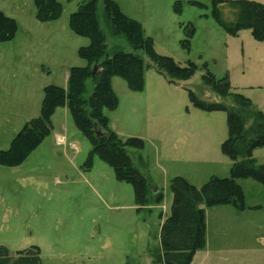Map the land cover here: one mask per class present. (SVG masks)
Listing matches in <instances>:
<instances>
[{
    "label": "rangeland",
    "instance_id": "rangeland-1",
    "mask_svg": "<svg viewBox=\"0 0 264 264\" xmlns=\"http://www.w3.org/2000/svg\"><path fill=\"white\" fill-rule=\"evenodd\" d=\"M60 17L40 23L33 0H0V11L15 20L14 38L0 43V151H6L25 123L41 115L43 90H67L72 68L86 67L78 56L89 40L69 28V17L87 0H57ZM120 11L141 26L153 51L181 67L196 66L191 78L169 84L154 69L144 51L142 88L131 91L120 77L111 78L117 107L103 110L108 129L122 141L138 139L141 147L125 148L134 168L151 189L162 195L139 206L129 184L94 155L88 139L76 128L68 107L51 116V131L18 166L0 165V246L11 253L39 249L41 264H156L160 226L170 214V182L181 177L200 188L211 177H228L231 161L222 150L227 140L226 115L193 107L185 89L208 103L224 99L202 83L207 70L227 78L231 91L251 100L264 114V41L249 30L229 35L216 22L211 0H113ZM218 9L228 23L236 12L222 0ZM264 5V0H245ZM107 52L132 53V45L108 32L102 20ZM189 48L182 45L190 27ZM152 66V65H151ZM94 68L93 65H90ZM89 67V68H90ZM85 98L93 92L87 81ZM250 125L247 119L245 126ZM57 138L61 142L57 141ZM264 164V146L253 152ZM244 209L203 204L204 244L190 264H264V184L237 180Z\"/></svg>",
    "mask_w": 264,
    "mask_h": 264
},
{
    "label": "trees",
    "instance_id": "trees-1",
    "mask_svg": "<svg viewBox=\"0 0 264 264\" xmlns=\"http://www.w3.org/2000/svg\"><path fill=\"white\" fill-rule=\"evenodd\" d=\"M33 3L35 19L40 23L55 21L61 15L62 6L57 0H33ZM99 3L103 5L102 20L108 32L127 39L132 45V53L116 51L111 56L108 54L106 37L100 28ZM211 3L216 22L229 35L237 36L239 31L249 30L254 40L264 41L263 4L245 0L228 3L236 12L235 22L228 23L221 18L218 9L224 1L211 0ZM69 28L73 34L89 40L88 46L78 51V56L87 62L86 67L70 70L67 90L57 86L44 88L41 115L25 123L8 150L0 151V165L14 167L24 162L50 134L54 111L66 105L76 128L90 142L87 165L94 155L98 156L113 170L116 180L132 187L139 206L147 205L152 197L154 202H160L162 195L152 192L148 181L134 168L125 148L127 145L141 147V141L129 139L122 142L108 129L103 110L112 111L118 104L110 81L117 76L125 81L131 91L141 90L145 68L143 58L137 54L141 50L152 61V66L149 64L147 67L154 69L169 84L191 78L196 66L189 63L181 67L171 58L157 55L153 51L152 41L143 38L141 26L126 17L113 0H87L70 15ZM16 30L15 20L0 11V43L11 41ZM193 35L191 26L182 45L187 50ZM90 65L97 67L95 73ZM204 68L206 71L201 78L203 85L228 99L230 104L204 102L190 89L185 90L193 107L226 115L228 137L222 150L232 163L230 174L224 178L211 177L200 188L181 177L171 180L172 204L169 216L160 226V253L156 257V264H190L197 249L204 244L205 222L201 204L206 207L230 205L243 210L244 198L237 180L251 178L264 184V164L257 165L253 158L254 150L264 146V114L254 107L251 100L232 92L227 78L217 80L206 65ZM88 80L92 81L94 88L86 99ZM247 119L250 125L246 127ZM97 131L100 135H97ZM39 254L37 247L11 253L0 246V264H41Z\"/></svg>",
    "mask_w": 264,
    "mask_h": 264
},
{
    "label": "water",
    "instance_id": "water-1",
    "mask_svg": "<svg viewBox=\"0 0 264 264\" xmlns=\"http://www.w3.org/2000/svg\"><path fill=\"white\" fill-rule=\"evenodd\" d=\"M96 69H97V67H94V68H93V73H95ZM97 135H100V132H99V131H97ZM152 192H153L154 194L157 193V189H152Z\"/></svg>",
    "mask_w": 264,
    "mask_h": 264
},
{
    "label": "built area",
    "instance_id": "built-area-1",
    "mask_svg": "<svg viewBox=\"0 0 264 264\" xmlns=\"http://www.w3.org/2000/svg\"><path fill=\"white\" fill-rule=\"evenodd\" d=\"M58 140H59V141H58ZM57 141H58V142H61V140H60V139H58V138H57Z\"/></svg>",
    "mask_w": 264,
    "mask_h": 264
},
{
    "label": "crops",
    "instance_id": "crops-1",
    "mask_svg": "<svg viewBox=\"0 0 264 264\" xmlns=\"http://www.w3.org/2000/svg\"><path fill=\"white\" fill-rule=\"evenodd\" d=\"M11 18V17H10ZM13 19V18H12Z\"/></svg>",
    "mask_w": 264,
    "mask_h": 264
}]
</instances>
